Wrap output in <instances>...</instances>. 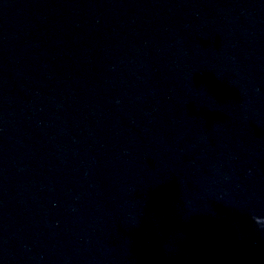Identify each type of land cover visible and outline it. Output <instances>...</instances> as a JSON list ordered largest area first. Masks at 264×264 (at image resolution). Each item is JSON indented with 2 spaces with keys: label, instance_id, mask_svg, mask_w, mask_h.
<instances>
[{
  "label": "water",
  "instance_id": "water-1",
  "mask_svg": "<svg viewBox=\"0 0 264 264\" xmlns=\"http://www.w3.org/2000/svg\"><path fill=\"white\" fill-rule=\"evenodd\" d=\"M86 264H264V180L152 225Z\"/></svg>",
  "mask_w": 264,
  "mask_h": 264
}]
</instances>
